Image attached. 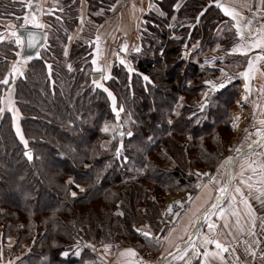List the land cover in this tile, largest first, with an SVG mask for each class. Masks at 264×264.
I'll use <instances>...</instances> for the list:
<instances>
[{
    "label": "trees",
    "instance_id": "trees-1",
    "mask_svg": "<svg viewBox=\"0 0 264 264\" xmlns=\"http://www.w3.org/2000/svg\"><path fill=\"white\" fill-rule=\"evenodd\" d=\"M83 1L85 24L70 45L82 1H56L45 17L46 48L14 82L16 123L27 149L13 113L0 114V264H104L89 247L99 244L148 250L152 246L135 228L158 235L165 225L164 196L193 190L192 167L213 169L227 154L240 83L210 93L201 112L204 81L218 75L219 64L243 66L246 60L230 53L238 39L213 0H185L177 8L179 0H158L143 15L136 46L141 51L122 57L135 71L115 60L111 79L103 81L124 109L119 121L107 93L91 82L99 74L91 63L95 29L116 0ZM25 11V0H0V31L8 21L18 28ZM18 50L11 40L0 42V79ZM6 91L0 85V99ZM117 123L118 131H103ZM128 130L131 137H118Z\"/></svg>",
    "mask_w": 264,
    "mask_h": 264
},
{
    "label": "crops",
    "instance_id": "crops-1",
    "mask_svg": "<svg viewBox=\"0 0 264 264\" xmlns=\"http://www.w3.org/2000/svg\"><path fill=\"white\" fill-rule=\"evenodd\" d=\"M56 1L57 0H39V4L41 5L39 8H37L34 4L32 10L36 11L37 18L40 23L45 25V17L54 10ZM81 1L82 4L79 9L77 28L74 34L71 35L72 39H68L67 45H70V43L75 38H77L85 24V5L84 1ZM157 1L158 0H119V3L117 4L116 0L114 3L117 5L116 8L111 10L107 19L95 29L94 38L92 40V59H97V62L100 66L107 65L109 67L110 73L111 64L115 60H119L122 59V57L127 56V54L133 51V49L137 46L138 32L142 17L152 8L149 6H155ZM184 1L185 0H179L177 5L180 6ZM222 2L228 4L229 6L236 7L237 10L245 16H250L252 14L249 12L248 8L242 7L244 0H222ZM248 2L252 5L253 11H255L258 0H248ZM261 7L262 10L256 14V19L252 26L254 30L264 28V6ZM25 8L26 13L29 11V9L26 6ZM227 18L230 20L229 17ZM8 22L14 25L13 22ZM41 30L47 32L46 28ZM97 36L100 37L99 49L96 47ZM125 44L128 45L127 52L121 50ZM259 51V49H255L253 52L248 53L247 56L240 53H232L234 56L245 58L246 63L244 67L230 68L233 66L232 64L223 65V67L222 65H219L218 68L224 69V73H221V77L218 76L214 79L216 80L217 78H222L224 74H227V76L233 77L232 81H239L241 92L236 102L241 101V104L236 105L238 108L234 112L232 119L233 124L239 125L237 129L236 127L233 128L242 131L243 126L245 125L244 122L251 123L250 126L247 127L248 130L246 129L243 133L245 137L252 138V140L256 139L255 127L260 126L259 121L264 119V61L258 63L256 70L253 73L252 80L250 81L251 90L248 93L245 92L243 87L245 80L243 77L239 76V73L246 68L248 58ZM15 61L16 60L13 62ZM92 67L94 66L92 65ZM19 77L20 76H17L15 81ZM14 82L11 83L12 89ZM7 95L8 92L6 91L5 97ZM245 95L248 96L247 101L242 99ZM222 164H224V162H221L216 166L213 175L217 174V169L220 168ZM241 166H243L245 169V177H251L253 183H256L262 177H264V167H262L264 166V145L258 144L251 151L237 159L231 167V172L233 174L239 173ZM226 167L227 164H224V167L220 169L224 174V179L226 178ZM203 172H207V170L203 169ZM205 184H208V181H206ZM215 187L216 186L214 184H210L207 189L198 190L192 196L191 201H189L188 197H185V195L173 194L167 196L165 205L174 204L173 206L177 207L178 209H182V211L179 213L180 215L176 219L175 224L169 226V229L166 232V236L170 234V243L164 242L163 246L155 247L156 249L154 253L149 252L148 250L140 251L132 245H119L116 246V249L112 252L100 253L104 260V264H129V262H132V264H156L157 262L161 261L162 256L166 257L169 251L172 252L175 250L192 234L194 231L192 224L197 223L196 216L203 213L215 199ZM243 190L245 194H247V187H244ZM198 194L200 199L197 200L196 197ZM249 199L251 201L255 215V236L249 235V230L253 225V221L249 216V209L242 201H240L239 197H237L236 203L232 204L230 207L228 206V200L226 199L223 205L226 208L225 218L218 219L217 217H213L212 219L217 223V228L215 229V232L217 233V239H219L222 244L228 247V252L221 253L220 256L211 258V264H264L260 259H256L255 255H252V253H255L258 243L264 235V205L254 198L250 197ZM177 201H180L183 206L181 207V205L176 204L175 202ZM232 211H236L238 215H231ZM237 220H239V225L236 223ZM225 222L228 223L227 229L224 228ZM200 230L202 233H206L208 231L207 223L205 221H203ZM229 232H231V235H228ZM193 243L201 252L204 251L205 246L203 245L202 239L195 236ZM207 247L215 251L214 245H209ZM128 248L135 249L137 255L135 257L127 255L125 253V249ZM188 257H192L191 248L188 249ZM221 257H223V259ZM201 259H203V257L192 259V264H199ZM168 264H183V262L180 260H173L171 258L168 261Z\"/></svg>",
    "mask_w": 264,
    "mask_h": 264
},
{
    "label": "snow or ice",
    "instance_id": "snow-or-ice-1",
    "mask_svg": "<svg viewBox=\"0 0 264 264\" xmlns=\"http://www.w3.org/2000/svg\"><path fill=\"white\" fill-rule=\"evenodd\" d=\"M216 7L223 13L224 16L229 17L230 21H222V23L225 24V28L228 31H232L234 29L235 36L238 39V43H236L231 49L230 53H240L245 56L248 55V53L253 52L255 49H259V52H256L254 55L250 56L247 60V66L246 68L239 73V76L243 77L245 80L244 89L245 92H250V81L252 80V76L254 71L256 70V67L259 62L264 61V28L254 30L253 29V23L256 19V14L262 10L261 6H264V0H258L256 4L255 11H253L252 5L248 2V0H244V4L242 7L248 8L249 12L252 14L250 16L243 15L240 11L237 10L234 6H229L228 4L222 2V0H213ZM119 3V0H117V4ZM36 5L37 8L41 7L39 4V0H25V6L29 9L28 12L24 14L22 17L23 23H20L18 28L13 25L12 29L0 31V42H4L5 40H11L16 48H18V51H15V57L16 61L12 63L10 69L8 70V75L4 76L3 79H0V85H4L7 88L8 95L6 97H3L0 99V104H3L5 106H0V114H3L6 110L13 113V122L16 130V135L19 137L20 141L24 144L25 148H28V140L25 139L23 132L16 121L18 120V112L13 106V99H12V87L11 83L15 81V78L17 76H24L25 73L23 71L25 65L28 63V61L33 59V54L36 57H40L39 51H31L35 50L38 47H43V45L40 42V35L37 30H41L45 28V25L40 23V21L37 18L36 11H33V6ZM116 4H113L111 6L110 10H114L116 8ZM150 8L153 7L152 5L149 6ZM175 7H179L176 5ZM143 11V9H142ZM163 15V13H161ZM16 20H20L21 17H15ZM175 19V17H173ZM82 20V18H81ZM230 25V26H229ZM30 26V27H29ZM21 30H23L24 34H21ZM43 39L46 42L48 39V34L45 32L43 34ZM69 40L72 39L71 36L68 37ZM99 39L100 37H96V47L99 49ZM187 48V46H185ZM195 47V46H194ZM219 47V45H217ZM122 51L127 52L128 51V45H123ZM135 52L139 53L141 49L139 47H135L133 49ZM64 55H68L67 47H65ZM7 58H5L6 60ZM217 58H213L211 61L208 59H205L204 64H210L214 63ZM220 59H223L221 57ZM93 67V72L99 73L98 78H94L92 83L95 85L96 88L102 89L105 93H107L108 98L112 102V111L117 119L119 121L120 119V112H123V107H120L117 105L116 97L114 94L105 87L103 81L111 79V75L109 73V67L107 65L100 66L97 62V59H92L91 61ZM119 63L121 65L127 66V70L129 73H132L135 71L130 64H128L126 59H120ZM49 69H51V65H48ZM71 65H68V68L71 69ZM221 73H224V69H220ZM144 80H148V76L143 77ZM233 77L227 76V74H224L222 78H217L216 80H205L204 84L208 86V91H206L204 95V102L200 105V110L203 112L205 107L208 104V97L210 93L218 92L222 89H225L229 83H231ZM183 99V98H181ZM244 101H247L248 96L245 95L242 98ZM237 104H241V101H237ZM179 115V112L176 113ZM169 124H172V120H168ZM260 126L255 127V136L256 140H253L252 143L247 145V150H251L254 146H256L258 143L261 145H264V119H261L259 121ZM233 127H236L235 124L232 125ZM122 127L121 124L117 123L115 128H111L110 125H105L103 128L104 132H109L110 129L114 132L118 131ZM127 135L131 137L133 135L131 130H128L126 133L124 131H119V135L123 137L124 135ZM251 135V134H249ZM123 148V143L121 142L118 147L115 149L116 157L121 158V149ZM235 152L237 156H242L245 154V150L243 148H235ZM24 156H26L29 160L33 159V156L31 155L30 151H25ZM125 160L126 157H123ZM236 157L229 156L225 160V164L228 165V168L231 169L232 164ZM224 167V164L220 166V168L217 169V174L213 175L209 172H197V183L195 184V188L199 190H204L209 187L210 184H214L216 187L214 188V191L216 193L214 201L211 202V204L205 209L203 213L196 216V222L193 223L192 227L195 229L194 235H196L198 238L202 239L204 247V251L201 252L193 243L191 236H189V239L185 241L183 248H178L175 255L169 251L168 256L172 257L173 260H180L183 262V264H192V259L197 257H203L199 261V264H211V258L220 256L221 253L228 252V247H226L224 244L221 243L219 239H217V233L215 232V229L217 228V223L212 219L213 217H217L218 219H224L226 216V208L223 206L224 201L228 200V206L230 207L232 204H235L237 201V197H239L240 201L244 203V205L249 209V216L250 219L253 221L252 228L249 230V235L255 236V215H254V209L252 207L250 197L254 198L255 200L259 201L262 205H264V177H262L259 181L256 183L252 182L251 177H245V169L243 166H241V169L239 173L233 174L231 171L227 174V179L223 178V173L221 172V168ZM264 167V166H262ZM254 171V170H253ZM207 177L208 178V184L203 183L202 178ZM69 185L74 184V181L69 178L68 181ZM76 188H79V184H75ZM244 187H247L248 192L245 194ZM83 190V189H81ZM71 196L75 197L77 193L75 191H71ZM189 201L192 200V197H188ZM196 199H200L199 194L197 195ZM176 204L181 205L180 201L175 202ZM168 212H172V206L170 205L168 208ZM120 215H123V213H120ZM174 215L178 216L179 212L174 213ZM231 215H238L236 211H232ZM203 220L207 223L208 231L206 233H202L201 230L198 228L197 224L200 220ZM237 225H239V220L236 221ZM145 228L147 226H144ZM224 228H228V223L225 222ZM135 231L140 233V235L145 239V241L150 246H163V242H171L170 241V234L167 236H157L154 234L151 230H142L141 227H136ZM228 235H231V232L228 233ZM11 239V238H9ZM214 245L215 251L211 250L207 246ZM89 247L92 248L93 251H95L94 245H89ZM110 245H104V248H109ZM192 249V257H188V249ZM234 251V249H233ZM125 253L131 257H135L137 255L135 249L128 248L125 249ZM76 256H80V249L79 246H77V249L74 253ZM62 256H67L68 252L61 253ZM254 256L255 253H252ZM223 259V257H221ZM0 259H2V252H0ZM165 264H168L167 257H163ZM85 264H88L86 261ZM129 264H132V262H129Z\"/></svg>",
    "mask_w": 264,
    "mask_h": 264
},
{
    "label": "rangeland",
    "instance_id": "rangeland-1",
    "mask_svg": "<svg viewBox=\"0 0 264 264\" xmlns=\"http://www.w3.org/2000/svg\"><path fill=\"white\" fill-rule=\"evenodd\" d=\"M196 48V47H195ZM190 50H192V49H190ZM187 53L188 54H191V51H187ZM230 64H232L233 66H231L230 68H242V67H244V65L243 66H241L240 64H238V63H229V65ZM219 65H222V67H223V65H227V64H219ZM218 65V66H219ZM218 76H220L221 77V72L219 71V73H218V75L217 76H215L212 80H214L216 77H218ZM238 99V98H237ZM235 103L236 104H234V112L236 111V109L238 108L236 105H237V102L235 101ZM234 112H233V116H234ZM233 116H232V119H233ZM231 124L233 125V123H232V120H231ZM244 126H243V130L242 131H240V130H236L237 129V127H238V125L239 124H235L236 125V129H234L233 128V126L231 125V136L229 137V139H228V144H227V154L225 155V157L219 162V163H221V162H225V160H226V158L227 157H229V156H234L235 154H236V152H235V148H238V147H240V148H246L247 147V145L248 144H250V143H252V138H248V137H245L244 136V133L243 132H245V130L247 129V127H249L250 126V124L251 123H249V122H244ZM248 130V129H247ZM252 140V141H251ZM219 163L217 164V165H219ZM225 164V163H224ZM216 165V166H217ZM226 165V164H225ZM216 168V167H215ZM215 168H213V169H211V168H209V167H206V166H201V167H199V166H194V167H192V169H191V173L194 175V177H195V180H196V182H195V184L197 183V176H196V173L197 172H201V173H203V169L205 170H207V172H209V173H211V174H213V172H214V170H215ZM202 180H203V183H205L206 181H208V178L207 177H204V178H202ZM199 189H196V188H194L193 190H190V191H188V192H186V193H179V194H177V195H186V194H192L193 192H197ZM173 195V194H175V193H167L165 196H164V198H163V203H162V211H163V209H164V207H165V201H166V199H167V196L168 195ZM165 210H166V207H165ZM164 212V211H163ZM180 215V214H179ZM164 217V216H163ZM165 220V219H164ZM100 245V244H99ZM107 245H111V246H114L115 248H116V246H119V245H121V244H107ZM98 246V245H97ZM97 246L95 247V251L97 252V253H103V252H101V251H99V250H97ZM155 247H157V246H152V247H149L148 248V251L149 252H152V253H154L155 252ZM111 252V251H110ZM100 256H102V255H100Z\"/></svg>",
    "mask_w": 264,
    "mask_h": 264
},
{
    "label": "built area",
    "instance_id": "built-area-1",
    "mask_svg": "<svg viewBox=\"0 0 264 264\" xmlns=\"http://www.w3.org/2000/svg\"><path fill=\"white\" fill-rule=\"evenodd\" d=\"M12 24L10 22H8L5 25V30H11L12 29ZM196 50V48H192V51L194 52ZM163 214H164V219H165V225L162 228V230L159 232V234L157 236H166V232L169 229V226H171L172 224H175L176 219L178 218V216H170V212H168V210H163ZM164 243V242H163ZM104 245L106 244H100L97 246V250L101 251V252H110V251H114L116 248L114 246H111L107 249L104 248ZM255 258L256 259H260L261 261H263L264 263V235L262 236V238L260 239L258 246L255 250Z\"/></svg>",
    "mask_w": 264,
    "mask_h": 264
},
{
    "label": "water",
    "instance_id": "water-1",
    "mask_svg": "<svg viewBox=\"0 0 264 264\" xmlns=\"http://www.w3.org/2000/svg\"><path fill=\"white\" fill-rule=\"evenodd\" d=\"M37 31H38V33H39V35H40V38H41V39H40V42H41V44L43 45V47H38V48L35 49V50H31V51H33V53H34V51H40L41 49H45V48H46V42H45L44 39H43V34H44L45 32H44L43 30H37ZM21 34H24V33H23V30H21ZM186 55H187L186 52H183V53H182V58L184 59V58L186 57ZM34 57H36V56L33 54V58H34ZM98 77H99V74H95V75H93V76L91 77V82L93 81L94 78H98ZM118 137H119L120 139L122 138V137L119 135V133H118ZM256 139H257V138H256ZM256 139H255V140H256ZM258 144H259V143H258ZM258 144H257V145H258ZM257 145H256V146H257ZM256 146H254L253 148H255ZM253 148H252V149H253ZM252 149H251V150H252ZM244 150H245V154L249 152V150H247V147H246ZM251 150H250V151H251ZM245 154H244V155H245ZM242 156H243V155H242ZM242 156H237V154H235V155L233 156V157H236V159L234 160V162H235L237 159H239L240 157H242ZM234 162H233V163H234ZM232 165H233V164H232ZM229 171H231V169H229V168H228V165H227V167H226V178H225V179H227V174H228ZM202 223H203V220L201 219V220L198 222V224H197V226H198L199 229H200ZM194 231H195V229H194ZM194 231H193L192 234L190 235L191 238H192V241H193V239H194L195 236H196V235L193 234ZM188 239H189V237L187 238V240H188ZM187 240H186V241H187ZM184 244H185V242L182 243L180 246H178L175 250H173L172 253L175 255L177 249H178V248H183V247H184ZM166 257H167V260H168V261L172 258V257H170V256H168V255H167ZM156 264H165V262H164V260L162 259L161 261L157 262Z\"/></svg>",
    "mask_w": 264,
    "mask_h": 264
},
{
    "label": "bare ground",
    "instance_id": "bare-ground-1",
    "mask_svg": "<svg viewBox=\"0 0 264 264\" xmlns=\"http://www.w3.org/2000/svg\"><path fill=\"white\" fill-rule=\"evenodd\" d=\"M244 149H245V148H244ZM194 193H195V192H193L192 194H186L185 197H189V196L192 197V196L194 195ZM195 195H196V194H195ZM184 200H185V199H184ZM185 201H186V200H185ZM173 205H174V204H173ZM173 205L171 204V206H172V212L170 213V216H171V217L176 216V215H174V213H176V212H179V213H180V212L182 211V209L179 208V209H180V210H179L177 207H175V206H173ZM169 206H170V205H168V204L165 205L166 210H168ZM165 207H164V209H165Z\"/></svg>",
    "mask_w": 264,
    "mask_h": 264
}]
</instances>
